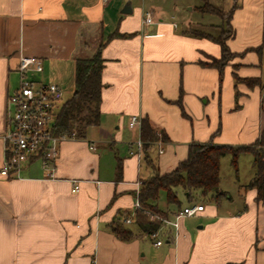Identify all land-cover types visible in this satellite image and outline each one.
Returning <instances> with one entry per match:
<instances>
[{
    "label": "crops",
    "instance_id": "0c3cea01",
    "mask_svg": "<svg viewBox=\"0 0 264 264\" xmlns=\"http://www.w3.org/2000/svg\"><path fill=\"white\" fill-rule=\"evenodd\" d=\"M127 2L131 12L123 11ZM181 2L0 0V170L20 57L41 58L43 71L32 77L56 82L70 96L76 60L99 48L105 59L100 123L62 140L56 160L31 159L19 176L0 173V264H264V201L250 186H238L236 200L181 218L161 245L134 223L124 224L134 232L130 239L112 229L115 219L134 213L143 180L174 169L191 142L248 145L264 127V0H209L232 11L235 33L226 43L233 55L222 71L204 63L221 57V45L187 32L207 23L174 19ZM147 11L153 23H143ZM132 115L163 132V153L130 127ZM222 185L221 175L229 192ZM158 205L170 217L178 210L165 193Z\"/></svg>",
    "mask_w": 264,
    "mask_h": 264
},
{
    "label": "trees",
    "instance_id": "16d2710c",
    "mask_svg": "<svg viewBox=\"0 0 264 264\" xmlns=\"http://www.w3.org/2000/svg\"><path fill=\"white\" fill-rule=\"evenodd\" d=\"M198 9L202 12L208 11L202 5ZM211 10L212 13H215L216 8L211 6ZM231 17L232 11H229V24ZM187 32L197 37L212 38L221 45V57H212L210 62L204 63L222 71L224 64L233 55L226 43V40L235 33L232 25L230 24L228 34L223 32L220 36H214L209 32L206 33L197 28H189ZM104 65L105 59L101 55L100 48L92 57L78 58L76 60L74 91L62 103L57 112L53 127L56 134H66L81 138L85 136L89 126L100 123V106L103 88L102 70ZM235 77L238 78L237 75ZM182 111L184 113L183 107ZM159 131L152 127L148 118L142 119L141 136L145 140L146 146L158 140L159 137L162 139L165 138L163 132L160 131L161 136L158 134ZM243 152H250L254 156L253 165L255 172L249 186L256 188V199L259 202L264 201L263 127L259 137L248 145L233 146L215 143L211 140L206 142H191L188 147L187 157L181 160L174 169L164 173L158 170L150 178L143 180L138 194L142 208L136 209L133 223L144 232L160 226L161 221L158 219L152 220L150 213H160L164 216H169L170 209L163 210L158 205L162 193L166 194L167 203L177 206L179 210L182 204L178 193L179 188L183 189L189 200L193 199V191L196 190L201 191L203 195H210L216 202L225 198H231L229 192L220 187L221 160L225 155L231 154L232 164L234 167H237L239 157ZM122 168L123 165L120 161L118 164L119 174L122 173ZM123 216L125 217L127 214L115 219L112 224V229L118 237L130 239L134 235V232L132 229L124 226V224L128 223L124 221ZM226 264L244 263L229 262Z\"/></svg>",
    "mask_w": 264,
    "mask_h": 264
},
{
    "label": "built area",
    "instance_id": "2783aa9c",
    "mask_svg": "<svg viewBox=\"0 0 264 264\" xmlns=\"http://www.w3.org/2000/svg\"><path fill=\"white\" fill-rule=\"evenodd\" d=\"M154 21L153 13L147 11L143 17V23L150 24ZM174 24L176 25V23ZM43 67L41 58L26 55L20 57L18 64L20 84L8 98L9 130L6 134L5 160L0 170L2 175L15 174L19 176L24 165L31 159L40 158L45 162L56 160L59 143L66 138L75 137L66 134L59 135L54 131V122L63 103L61 101L64 97V90L56 82L32 77V74L43 71ZM141 124L142 118L138 115H132L129 122L130 127L141 128ZM158 134L161 136L160 131ZM156 142L159 145V152L163 153L165 150L164 140L159 137ZM137 145L138 153H141L144 147L142 138L137 140ZM90 148L96 149L97 146L91 144ZM131 152L134 153L133 149ZM73 185V190L77 191L79 189L77 181H74ZM138 194L134 213L124 218L128 224L134 222L136 209L142 208ZM204 208V203L189 204L177 210L174 217L150 213V218L160 220L161 224L157 228L145 232V234L156 245H161L170 239L171 228L176 230L179 228L181 218L194 216ZM91 264H97V261L93 260Z\"/></svg>",
    "mask_w": 264,
    "mask_h": 264
},
{
    "label": "rangeland",
    "instance_id": "374dc122",
    "mask_svg": "<svg viewBox=\"0 0 264 264\" xmlns=\"http://www.w3.org/2000/svg\"><path fill=\"white\" fill-rule=\"evenodd\" d=\"M207 1L210 6L208 5ZM207 1L206 0H182V2L179 5L180 7L179 13L177 15L174 14L175 15L174 19H177V21L182 25L184 23L183 18L189 15L195 21H200V22L203 21L204 23H207V24H201V23L195 22L190 25V28L201 29L205 31L206 33L209 32L215 36H220L221 33L223 32H226V34H228V30L230 29L229 10L226 11L222 7H218L210 3L209 0ZM198 3L201 4L204 7V9L210 12L208 11L202 12L198 8L194 9L195 10L194 12H191L192 10H190L189 7L199 5ZM211 6L216 8L215 13H212ZM69 97H70V92L69 90H66L64 93L63 100L61 102H64ZM253 159H254V156L252 153L243 152L241 153L239 157L237 167H234L232 164L231 154L225 155L222 159V167H221L222 184H223L222 186L225 189H228L230 196L231 197L233 196L234 200L239 198L237 194L238 193L237 187L240 186L244 190L245 187L246 186L248 187L252 181V176L254 175V172H255V168L253 165ZM179 192H180V198L182 201V204H181L182 207H184L188 203L193 204L198 201H201L205 205H209L215 202L209 196L203 195L202 192L199 190L193 191L192 200H189L187 196L185 195V193L184 194L182 193L184 192L182 188H179L178 193ZM163 196H164L163 198H165V195ZM162 200L160 201V203L164 205L163 204L164 201Z\"/></svg>",
    "mask_w": 264,
    "mask_h": 264
},
{
    "label": "water",
    "instance_id": "95a60500",
    "mask_svg": "<svg viewBox=\"0 0 264 264\" xmlns=\"http://www.w3.org/2000/svg\"><path fill=\"white\" fill-rule=\"evenodd\" d=\"M124 12H131L132 11V6H131V2H127L124 9Z\"/></svg>",
    "mask_w": 264,
    "mask_h": 264
}]
</instances>
